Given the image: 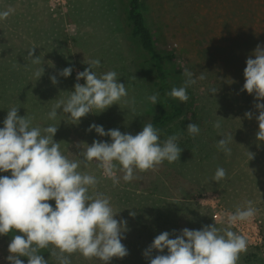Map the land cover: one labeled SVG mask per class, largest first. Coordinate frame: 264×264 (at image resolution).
I'll return each instance as SVG.
<instances>
[{
    "label": "rangeland",
    "instance_id": "obj_1",
    "mask_svg": "<svg viewBox=\"0 0 264 264\" xmlns=\"http://www.w3.org/2000/svg\"><path fill=\"white\" fill-rule=\"evenodd\" d=\"M147 3V24L156 49L167 56L165 63L174 87L183 86L188 79L183 75L185 69L193 72V79L201 72L206 79H197L196 84L188 86L186 103L176 99L184 106L185 114L161 131L162 141L181 133L180 161L171 164L165 161L155 171H137L139 178L131 182H124L123 173H118L121 179L116 185L103 176L95 161L89 162L87 168L82 166L83 171L99 179L96 190L111 198L115 211H121L116 218L127 220L129 231L122 243L130 260L127 256L113 258L110 264L149 263L143 251L161 232L199 230L214 221L223 228L226 216L248 200L258 210L256 216L232 226L233 231L248 240V250L240 255L238 264H264V142L256 139L259 126L255 116L251 120L244 116L247 111L259 113L252 110L255 103L249 97L245 100L239 96L229 105L230 99L237 95L227 92L231 86L227 84L226 62L218 58L217 46L224 39L215 26L218 3L216 0H147ZM9 6L15 8V13L0 20V128L8 109L18 106L19 115L34 118L33 126H58L54 140L61 142V150L70 159L79 158L74 155L80 151L74 146L77 143L111 142L110 137L86 131L93 123L106 131L118 128L133 135L142 131L144 123L155 113V106L147 99L151 95L147 82L153 77V70L139 41L130 34L120 0H70L65 16L52 13L47 0H0V11ZM32 47L36 48L34 57L40 56L39 65L32 64L27 56ZM213 48L214 56L210 53ZM93 59L101 62L94 69L98 74L110 70L118 73L119 82L127 86V99L135 98V111L121 101L101 113L94 109L78 124L62 109L55 120H49L47 113L52 106L68 98L77 82V73ZM41 66L44 74L36 80L34 72ZM66 67H73L71 76H59ZM53 75L59 81L56 85L50 80ZM210 87L218 88L214 96L208 91ZM218 116L224 118L220 130L213 127ZM189 123L199 126L197 136L188 134ZM218 132L233 134L230 156L218 150L217 140L223 138ZM247 150L255 154L254 159L248 161ZM218 167L226 169L227 176L215 182L212 178ZM3 175L10 172L0 173ZM49 203L55 207L54 200ZM146 209L151 210L146 213ZM130 211L136 212V216H130ZM11 239L9 235L0 236V264H9L6 257ZM41 255L48 263L57 264L48 250ZM70 259L71 264H103L79 253L72 254Z\"/></svg>",
    "mask_w": 264,
    "mask_h": 264
},
{
    "label": "clouds",
    "instance_id": "obj_2",
    "mask_svg": "<svg viewBox=\"0 0 264 264\" xmlns=\"http://www.w3.org/2000/svg\"><path fill=\"white\" fill-rule=\"evenodd\" d=\"M14 13L15 8L9 6L0 11V20ZM35 49L30 48L27 56L32 64L39 65L41 59L34 57ZM86 64L88 67L77 73V82L68 98L58 100L47 113L49 120H55L58 110L62 109L78 124L94 109L101 113L121 101L135 111V98L127 99V86L119 82L116 71L98 74L94 69L101 66L99 59ZM72 72L73 67H66L58 75L67 78ZM43 74L42 66L34 72L36 80ZM183 75L188 77L184 85L173 87L165 95L186 103L188 86L196 84L197 79L205 80L206 75L201 72L193 79V72L187 69ZM244 77L241 91L254 95V108L259 113L247 111L244 116L249 120L255 116L259 126L256 139L264 142V102H261L264 101V46L257 44L246 59ZM50 80L53 85L59 83L55 75ZM81 80L84 83H80ZM208 91L214 96L218 88L210 87ZM159 96V91H155L147 99L156 105ZM19 109L11 106L0 128V173L10 172V175L0 176V236L15 233L8 245L6 260L9 264H24L20 257H27V264H48L41 255L43 250H48L57 264H71L70 257L74 253L85 259H99L103 264L128 256L129 251L122 243L129 231L127 220L116 218L121 211H115L111 198L96 190L99 179L83 171L82 166L87 168L89 162L95 161L103 176L114 185L120 183L118 173H123L124 182H131L139 178L137 171H155L165 161L169 164L180 161L181 133L169 135L162 141L161 130L151 122L144 123L142 131L135 135L122 133L118 128L106 131L93 123L86 131L94 130L100 137H110L111 142L77 143L74 146L80 151L74 155L79 158L70 159L61 150V142L54 140L58 126H33L34 118L19 115ZM222 120L224 118L219 117L213 127L220 130ZM187 132L195 137L200 128L196 123H189ZM218 135L223 137L217 140L218 150L230 156L233 134L218 132ZM246 155L248 161L255 156L248 150ZM226 176V169L218 167L212 179L220 182ZM53 200L55 207L49 203ZM257 211L253 201L248 200L226 216L223 228L214 221L199 230L184 228L178 234L176 230L161 232L143 251V256L149 264H238L240 255L248 250V240L233 231L232 226L251 220ZM129 215L135 217L136 212L130 211ZM154 251L158 253L155 256Z\"/></svg>",
    "mask_w": 264,
    "mask_h": 264
},
{
    "label": "trees",
    "instance_id": "obj_3",
    "mask_svg": "<svg viewBox=\"0 0 264 264\" xmlns=\"http://www.w3.org/2000/svg\"><path fill=\"white\" fill-rule=\"evenodd\" d=\"M120 1L130 34L139 41L141 49L147 56L146 61L153 70V77L147 82L151 95L155 91L160 93L158 103L154 105L155 113L148 122L163 131L165 127L173 124L185 114V108L176 99L165 95L174 87V80L167 71L165 63L167 56L162 55L156 49L153 32L147 24L145 17L148 10L147 0ZM216 2L218 3V14L215 26H218L224 35H222L224 39L220 40V47L217 46V50H220V53L218 52L219 56L218 54L216 56L219 59L223 58L226 62L227 84L231 86V89L229 88L227 92L237 95L234 100L230 99L231 103L229 105L232 106V103L239 96H242V99L245 100L249 97L256 103L254 95L247 94V91H241V89L245 83L246 59L254 51L257 44L264 46V0H216ZM214 50L213 48L210 52L212 56H214ZM223 86H226L225 82ZM236 91L239 93L237 94ZM252 108V110L258 112L254 107ZM150 210L146 209V213H149ZM14 234V232H10L8 235L12 237ZM16 234L20 233L17 232ZM166 252L167 250L164 254ZM22 258L24 264H27V257ZM127 258L130 260L129 255ZM130 264L133 263L130 262ZM143 264L149 263L144 262Z\"/></svg>",
    "mask_w": 264,
    "mask_h": 264
},
{
    "label": "built area",
    "instance_id": "obj_4",
    "mask_svg": "<svg viewBox=\"0 0 264 264\" xmlns=\"http://www.w3.org/2000/svg\"><path fill=\"white\" fill-rule=\"evenodd\" d=\"M49 10L57 15L65 16L68 11V0H47Z\"/></svg>",
    "mask_w": 264,
    "mask_h": 264
},
{
    "label": "bare ground",
    "instance_id": "obj_5",
    "mask_svg": "<svg viewBox=\"0 0 264 264\" xmlns=\"http://www.w3.org/2000/svg\"><path fill=\"white\" fill-rule=\"evenodd\" d=\"M258 9V8H257ZM248 27V26H247ZM249 35H252V34H249ZM247 38V37H246Z\"/></svg>",
    "mask_w": 264,
    "mask_h": 264
},
{
    "label": "crops",
    "instance_id": "obj_6",
    "mask_svg": "<svg viewBox=\"0 0 264 264\" xmlns=\"http://www.w3.org/2000/svg\"><path fill=\"white\" fill-rule=\"evenodd\" d=\"M70 1V0H69Z\"/></svg>",
    "mask_w": 264,
    "mask_h": 264
}]
</instances>
